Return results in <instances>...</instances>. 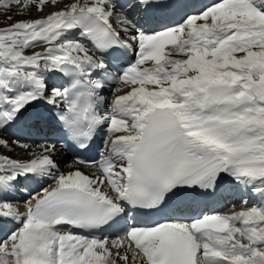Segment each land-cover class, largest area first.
Wrapping results in <instances>:
<instances>
[{"label": "snow or ice", "instance_id": "snow-or-ice-1", "mask_svg": "<svg viewBox=\"0 0 264 264\" xmlns=\"http://www.w3.org/2000/svg\"><path fill=\"white\" fill-rule=\"evenodd\" d=\"M0 16V148L30 153L0 155V264H264V0H0ZM49 119L70 148L102 136L99 158L62 172L58 142L28 143ZM222 193L240 210L200 211Z\"/></svg>", "mask_w": 264, "mask_h": 264}, {"label": "bare ground", "instance_id": "bare-ground-1", "mask_svg": "<svg viewBox=\"0 0 264 264\" xmlns=\"http://www.w3.org/2000/svg\"><path fill=\"white\" fill-rule=\"evenodd\" d=\"M204 2L213 3V2H215V0H204ZM16 18L19 19L20 17H16ZM3 23H4V19L2 16H0V25H2ZM39 125L41 126L40 134L43 133L45 136V133H46V135H48V133H51L49 136L54 135V137H55L57 130L55 129V127L53 125L49 126L45 120L40 122ZM28 132H29V130L27 128H25L23 125H21L18 128L9 129L8 133L6 135L5 134H3V135H4L5 139H13L17 136H20L21 139H24L28 135ZM34 132H36V134L39 133L37 131H34ZM39 140H41V138ZM28 143L32 144L34 142H31L30 138H29ZM0 155H10V156H14V157L20 158V159H27L28 156L30 155V153L25 152L19 148H17L14 153L9 152L6 149L0 148ZM59 155H60V158H59ZM55 158H56V161L59 164L60 170L62 172H68V171L72 170L70 166L73 165L74 162L68 156V154H66L64 151H62L60 146L58 148V152H57V155ZM60 159H63L65 161L61 162ZM79 167H81V170L86 172V173L89 171V169L87 167H84V166H79ZM47 186H48V183L45 182L43 184H30L28 186V188L30 191L35 192V190H39L41 187H47ZM15 195H16V197H10V199L14 198L13 200L23 201L27 197V193H24V192H17ZM203 203L205 206L204 211L207 213H210V214H212L214 212H219V213L227 212L232 207L233 204L237 205L235 210H237V211L240 210L239 205L237 203V200L234 198H230L228 193H222V194L216 196L215 198L204 199ZM20 211L21 212L24 211V208L22 205L20 206ZM7 231H8V226L0 224V237H3Z\"/></svg>", "mask_w": 264, "mask_h": 264}, {"label": "rangeland", "instance_id": "rangeland-1", "mask_svg": "<svg viewBox=\"0 0 264 264\" xmlns=\"http://www.w3.org/2000/svg\"><path fill=\"white\" fill-rule=\"evenodd\" d=\"M38 127H40L39 125H38ZM40 130V129H39ZM37 131V132H39L38 134H36V132H34L33 131V133L31 134V136H30V141L31 142H36V141H39V139L41 138V139H44V138H48L49 139V135L51 134V133H48V135H46V133H45V136H44V134L43 133H41L40 134V131ZM6 135V134H5ZM44 137V138H43ZM39 138V139H38ZM14 139V138H13ZM59 158H60V155H59ZM61 160V162H64L65 160H63V159H60ZM46 183H48V182H46ZM35 191H38V190H35ZM13 197H16V195L15 196H13ZM14 199V198H13Z\"/></svg>", "mask_w": 264, "mask_h": 264}]
</instances>
